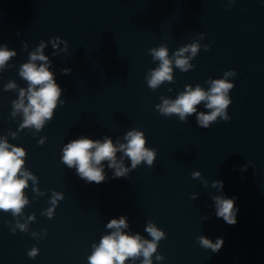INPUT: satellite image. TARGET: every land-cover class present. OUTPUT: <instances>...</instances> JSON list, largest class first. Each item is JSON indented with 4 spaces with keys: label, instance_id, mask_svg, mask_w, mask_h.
I'll return each instance as SVG.
<instances>
[{
    "label": "water",
    "instance_id": "95a60500",
    "mask_svg": "<svg viewBox=\"0 0 264 264\" xmlns=\"http://www.w3.org/2000/svg\"><path fill=\"white\" fill-rule=\"evenodd\" d=\"M161 47L172 79L153 87ZM0 48L15 53L0 66V138L25 149L22 169L36 177L20 212L0 209V264H91L94 246L115 230L108 222L121 216L122 231L141 239H154L149 224L165 233L152 264H264V0H0ZM38 49L48 60L35 63H47L62 89L39 129L21 126L14 103L21 89L28 103L21 67ZM177 55L190 67L177 65ZM217 78L233 82L230 119L198 123L199 112L213 110L206 100L184 119L161 111L165 99L189 86L207 91ZM131 130L154 150L151 164L132 167L118 149L127 171L115 175L104 159L98 183L62 159L74 139L120 144ZM217 196L237 198L236 223L216 215ZM201 236L224 243L213 251ZM144 259L141 252L124 264Z\"/></svg>",
    "mask_w": 264,
    "mask_h": 264
},
{
    "label": "clouds",
    "instance_id": "9594fccd",
    "mask_svg": "<svg viewBox=\"0 0 264 264\" xmlns=\"http://www.w3.org/2000/svg\"><path fill=\"white\" fill-rule=\"evenodd\" d=\"M194 55L198 45L191 44ZM43 44L40 45V49ZM38 49L31 53V59L21 67V75L30 81L27 90L28 103L25 104V90H20V99L15 103L16 109H22L24 120L22 127L26 125H34L37 129L41 128L45 122V118H51L55 109L58 98L61 95V87L54 79L53 72L49 69L47 63H35L36 60L47 61L48 58ZM187 49L179 50L183 53ZM154 56L161 60L158 68L152 71L149 78V83L155 87L158 83L165 79H172L171 61L167 55V48L161 47L154 49ZM14 50L0 48V66L8 60L11 55H14ZM175 63L182 68L190 67L188 57L177 55ZM69 72L71 69H65ZM231 74L226 73L225 75ZM36 85H40L38 88ZM14 82L8 87H14ZM233 87V82L225 78H217L211 82V87L207 91L199 85L196 88L189 86L188 90L181 93L174 101L164 100L159 107L164 113L178 112L181 119L185 118V114L196 111L195 105L201 100H206V107L212 108L210 113L199 112L198 123L207 126L210 121L216 119L218 115L224 119H230L226 111L227 106L231 103L229 89ZM126 143L113 144L111 138L106 137L103 141L93 140L89 137H81L67 143L63 149L62 159L71 167L75 166L77 172L89 181L101 182L105 179L103 165L101 161L109 160L110 166L116 168L115 175H123L127 168L122 165L121 161L116 159L118 149H123L125 154L130 156L132 167H135L142 160H146L151 164L155 158L154 150L145 147V137L143 132L131 130L126 134ZM25 149L22 146L9 145L8 141L0 138V209H12L14 213L21 211L23 205L27 203V198L23 193V189L28 183V178L36 179L32 173L26 169H22L24 164L23 157ZM21 175L18 176L17 173ZM199 173H196L198 175ZM223 180L214 181V184H219L223 187ZM57 196L61 195L59 193ZM55 196L53 200L55 202ZM236 197L217 196L216 200V215L223 217L227 223H236V213L239 211V206L236 205ZM48 214L52 215V209L48 210ZM108 227H114L115 230L110 234H106L101 238L98 245L94 246V251L90 255L91 264H124V261L129 256L143 254L145 259L142 264H152L151 254L156 250L157 241L165 235L163 230L158 229L154 224L147 226V231L154 237L153 240L141 239L137 233L131 235L122 231L123 227H127V218L121 216L119 219L112 218L108 222ZM21 228L24 225H20ZM204 246H210L213 251H218L224 243V237L218 236L213 242L207 236L199 237ZM37 249L33 248L30 255H35ZM160 258L159 256L157 257Z\"/></svg>",
    "mask_w": 264,
    "mask_h": 264
}]
</instances>
